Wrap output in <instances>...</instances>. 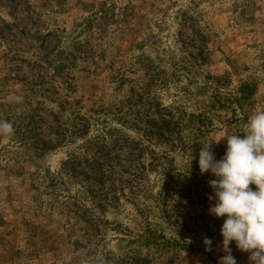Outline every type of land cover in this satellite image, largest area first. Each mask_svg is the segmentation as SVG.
<instances>
[{
    "label": "rangeland",
    "instance_id": "1",
    "mask_svg": "<svg viewBox=\"0 0 264 264\" xmlns=\"http://www.w3.org/2000/svg\"><path fill=\"white\" fill-rule=\"evenodd\" d=\"M260 110L264 0H0V264H217L188 159Z\"/></svg>",
    "mask_w": 264,
    "mask_h": 264
},
{
    "label": "clouds",
    "instance_id": "2",
    "mask_svg": "<svg viewBox=\"0 0 264 264\" xmlns=\"http://www.w3.org/2000/svg\"><path fill=\"white\" fill-rule=\"evenodd\" d=\"M17 102L22 97L17 96ZM13 123L0 119V136L14 135ZM224 140L226 150L217 159L213 148ZM198 158L201 175L210 174L208 186L209 215L223 218L220 227V250L217 264H237L230 245L248 254L249 264H264V110L254 112L246 120L244 130L224 134L215 143L202 147L191 162ZM252 186V187H250ZM206 252L213 250V241L203 240Z\"/></svg>",
    "mask_w": 264,
    "mask_h": 264
},
{
    "label": "trees",
    "instance_id": "3",
    "mask_svg": "<svg viewBox=\"0 0 264 264\" xmlns=\"http://www.w3.org/2000/svg\"><path fill=\"white\" fill-rule=\"evenodd\" d=\"M106 197V196H105Z\"/></svg>",
    "mask_w": 264,
    "mask_h": 264
}]
</instances>
